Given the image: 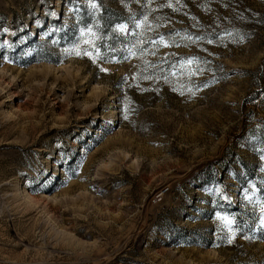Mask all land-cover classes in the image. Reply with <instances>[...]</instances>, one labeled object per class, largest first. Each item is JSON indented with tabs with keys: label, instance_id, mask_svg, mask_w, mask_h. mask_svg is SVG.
Listing matches in <instances>:
<instances>
[{
	"label": "rangeland",
	"instance_id": "374dc122",
	"mask_svg": "<svg viewBox=\"0 0 264 264\" xmlns=\"http://www.w3.org/2000/svg\"><path fill=\"white\" fill-rule=\"evenodd\" d=\"M0 264H264V0H0Z\"/></svg>",
	"mask_w": 264,
	"mask_h": 264
},
{
	"label": "trees",
	"instance_id": "16d2710c",
	"mask_svg": "<svg viewBox=\"0 0 264 264\" xmlns=\"http://www.w3.org/2000/svg\"><path fill=\"white\" fill-rule=\"evenodd\" d=\"M81 25H85L87 19L84 17V15H81L80 17ZM96 21L98 24V29L101 32H109V29L111 26L115 25V24H121L122 21L124 20L122 14L118 11H116L115 9H112L110 7H107L105 5H102L100 3H98V11H97V15H96ZM104 40V39H103ZM102 44L105 43V41L101 42ZM113 41H109L110 45L112 44ZM117 45V44H114ZM113 45V46H114ZM123 46L127 45V44H122ZM122 47V46H121ZM116 51H111V53H115Z\"/></svg>",
	"mask_w": 264,
	"mask_h": 264
}]
</instances>
